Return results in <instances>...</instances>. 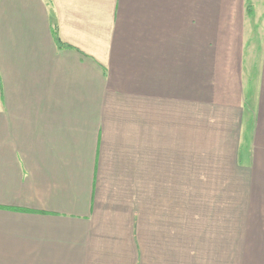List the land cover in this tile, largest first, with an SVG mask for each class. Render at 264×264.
<instances>
[{
  "label": "crops",
  "instance_id": "obj_1",
  "mask_svg": "<svg viewBox=\"0 0 264 264\" xmlns=\"http://www.w3.org/2000/svg\"><path fill=\"white\" fill-rule=\"evenodd\" d=\"M247 4L0 0V264H264Z\"/></svg>",
  "mask_w": 264,
  "mask_h": 264
},
{
  "label": "rangeland",
  "instance_id": "obj_2",
  "mask_svg": "<svg viewBox=\"0 0 264 264\" xmlns=\"http://www.w3.org/2000/svg\"><path fill=\"white\" fill-rule=\"evenodd\" d=\"M212 2H215V0H212ZM237 2L239 5L245 6L247 4L242 0H237ZM250 3L254 4V9L258 14L264 12L263 0H252V2L250 1ZM242 29H243L244 53L250 54L252 52H257L264 49V14L261 16L253 15L252 17H248L247 15H245L243 19ZM255 73H256V69L253 71V76H252V80L254 84L253 83H251L252 85L250 84L251 85L250 90L252 92H254V88L256 86ZM262 180L264 179H260L259 182ZM256 192L258 193V195L256 194ZM242 207H244L247 210L257 209L264 211V184L256 185L254 187L251 186V189H249L248 191V195L243 194L238 187L236 191L234 190L228 192V209H241Z\"/></svg>",
  "mask_w": 264,
  "mask_h": 264
},
{
  "label": "trees",
  "instance_id": "obj_3",
  "mask_svg": "<svg viewBox=\"0 0 264 264\" xmlns=\"http://www.w3.org/2000/svg\"><path fill=\"white\" fill-rule=\"evenodd\" d=\"M246 13H247V15L249 17L253 16V7L249 3L246 6ZM52 36H53V39H54V42H55L56 46L59 49L67 47V45L64 42H62V40L58 36V32H57L56 26L52 27Z\"/></svg>",
  "mask_w": 264,
  "mask_h": 264
}]
</instances>
